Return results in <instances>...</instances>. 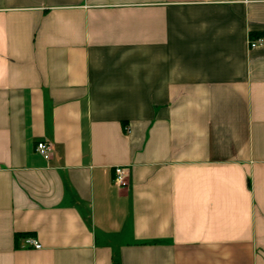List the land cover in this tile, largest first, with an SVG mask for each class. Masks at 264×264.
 <instances>
[{"label":"crops","instance_id":"1","mask_svg":"<svg viewBox=\"0 0 264 264\" xmlns=\"http://www.w3.org/2000/svg\"><path fill=\"white\" fill-rule=\"evenodd\" d=\"M263 36L264 0H0V264H264Z\"/></svg>","mask_w":264,"mask_h":264},{"label":"built area","instance_id":"2","mask_svg":"<svg viewBox=\"0 0 264 264\" xmlns=\"http://www.w3.org/2000/svg\"><path fill=\"white\" fill-rule=\"evenodd\" d=\"M264 45V36L258 38H249L250 47H258ZM36 150L46 159H50L53 155L54 145L52 142L47 140H41L37 143ZM115 182L119 186H124L128 183V172L127 168L119 165L115 167ZM27 246H33L35 248H41L42 244L40 241L33 237L27 236L25 238Z\"/></svg>","mask_w":264,"mask_h":264}]
</instances>
